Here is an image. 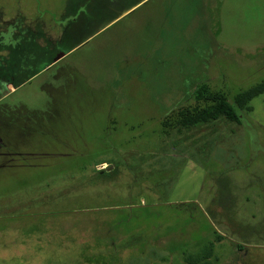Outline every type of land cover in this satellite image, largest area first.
<instances>
[{
    "label": "rangeland",
    "instance_id": "obj_1",
    "mask_svg": "<svg viewBox=\"0 0 264 264\" xmlns=\"http://www.w3.org/2000/svg\"><path fill=\"white\" fill-rule=\"evenodd\" d=\"M0 32V264H264V92L191 116L264 82V0H0Z\"/></svg>",
    "mask_w": 264,
    "mask_h": 264
},
{
    "label": "trees",
    "instance_id": "obj_2",
    "mask_svg": "<svg viewBox=\"0 0 264 264\" xmlns=\"http://www.w3.org/2000/svg\"><path fill=\"white\" fill-rule=\"evenodd\" d=\"M7 27V28H6ZM4 30H1V32H6L8 30V26H6ZM67 29V26H64V30L63 32H65ZM23 30V28L20 30V35H21V31ZM0 32V33H1ZM23 37L26 38L29 35L28 30H23ZM7 33V32H6ZM6 33H4V35H6ZM10 36L13 38H17L16 34H14V29L13 26H10ZM32 36V35H31ZM0 49L2 50H6V51H10L11 49H15L17 50V46L21 45V43H9V41H5L3 40L4 36L0 34ZM16 42V41H15ZM17 51H23L22 48H18ZM1 52V51H0ZM50 63H48L47 65H45L42 68H45L46 66H48ZM205 92L203 93H199L198 92V88H195V93L193 94V98H195L196 102L199 101H209L211 102L210 106H207L206 108L200 110L197 113H192L191 116H198V118L201 119H215L218 116H223L228 120H239V113L241 110V107L244 106V104H248V102L255 96L260 95L261 93L264 92V82L260 83L259 85H257L256 87H252L246 91H243L239 94L233 95V97L231 98L230 102L228 101V97L226 96L225 93H215V92H211V90L209 91V88L204 86ZM200 91V89H199ZM188 110V111H187ZM186 113H189L191 111V109L187 108ZM185 110L183 107H178L176 109H174L173 111H171L170 113L172 115H180L181 113H183Z\"/></svg>",
    "mask_w": 264,
    "mask_h": 264
},
{
    "label": "crops",
    "instance_id": "obj_3",
    "mask_svg": "<svg viewBox=\"0 0 264 264\" xmlns=\"http://www.w3.org/2000/svg\"><path fill=\"white\" fill-rule=\"evenodd\" d=\"M14 24V23H13ZM13 24H9L10 26H12ZM62 54H58L54 59H53V61H55V60H57V59H59L60 57H62L61 56ZM25 81H27V79L25 80ZM24 81V82H25ZM24 82H22V83H24ZM22 83H19L18 85L17 84H10V88L13 90V89H15V88H17V86H19V85H21Z\"/></svg>",
    "mask_w": 264,
    "mask_h": 264
}]
</instances>
